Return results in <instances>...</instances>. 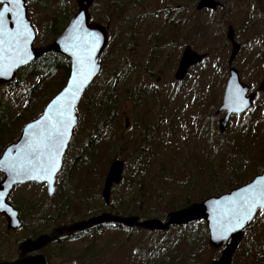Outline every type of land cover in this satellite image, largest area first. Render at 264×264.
<instances>
[{
    "label": "rangeland",
    "instance_id": "rangeland-1",
    "mask_svg": "<svg viewBox=\"0 0 264 264\" xmlns=\"http://www.w3.org/2000/svg\"><path fill=\"white\" fill-rule=\"evenodd\" d=\"M77 1L25 0L35 48L49 47L61 35L78 11ZM199 1L93 0L91 22L106 28L108 45L87 96L106 81L116 90L118 109L97 136L91 119L82 121L86 101L81 102L53 196L36 183L16 187L8 200L23 209L31 230L12 233L0 217V264L17 260L18 244L27 236L50 235L102 213L164 222L171 212L264 173V0H217L223 7L215 11H198ZM229 27L241 46L232 64ZM187 46L207 58L177 82ZM231 68L256 98L251 110L233 116L220 133L224 114L218 109ZM31 69L0 84V156L66 86L64 70L44 78ZM116 160L125 163L123 180L106 206L101 192ZM165 232L105 226L98 233L65 236L41 253L47 264H212L224 250L209 245L204 221ZM232 264H264V213L244 231Z\"/></svg>",
    "mask_w": 264,
    "mask_h": 264
},
{
    "label": "water",
    "instance_id": "water-1",
    "mask_svg": "<svg viewBox=\"0 0 264 264\" xmlns=\"http://www.w3.org/2000/svg\"><path fill=\"white\" fill-rule=\"evenodd\" d=\"M92 2L93 0H78V11L71 18L68 26L61 33V35L58 36L49 47L35 48L34 45L36 42V30L32 25L31 20L27 16V6L25 4V0H21L20 15L25 20L29 28L33 29V31L31 32V40L27 45L29 58L25 61V63L16 64L11 67V69L7 71V74H3L4 66L0 64V84L12 83L15 80L17 72L20 69L31 65L40 57H42L45 53L53 52L64 56L70 61L71 67L70 74L66 83L67 86L69 81L73 79L75 71L78 68L77 56L73 54L74 52H76V49L71 46L72 41L68 39L72 26L78 17L81 27L86 30L87 33L98 37V43L96 44V48L92 56V59L95 61V68L93 70L92 76H90L89 79L85 82L81 92L79 93V98L75 101V110L73 112V115L75 117V123L70 127L68 136L66 137V144L64 145L59 157L60 166L58 170L51 177L45 180L32 179L31 176L25 175H9L8 172L0 168V174L4 176L3 181H1L0 183V214L4 215L7 218V226L9 230H17L21 227V222L18 218L17 210L8 202V198L16 186L25 185L28 183L46 184L48 196L51 197L54 195L56 176L61 171L63 165V158L68 150L69 143L72 140L74 130L78 125L79 117L77 114V108L84 96V93L91 86V84L100 72L101 65L99 61L102 53L104 52L108 44V32L106 28L102 25L95 22H91V16L89 15L88 8L91 6ZM222 7L223 4L217 0H200L196 9L198 11H215L218 8ZM4 8H9V12L16 10V7L14 5H9L6 0L5 3L0 4V11H3ZM5 17L6 29L9 31H15L17 25L14 24L12 21L16 18L8 13L5 14ZM227 38L229 39L232 45V51L229 60V64H232L237 55L239 54L241 46L235 40V31L232 27L228 28ZM206 58L207 54H198L194 52L190 46H187L180 59L178 69L174 76L175 80L177 82L184 81L189 70L192 67L202 63ZM157 81L159 82V79ZM65 87L57 96H59L64 91ZM263 90L264 80L260 85V91ZM56 97H54L47 104L42 116L48 109L49 104L53 100H55ZM255 98L256 94L250 93V88L241 82L239 72L236 69L231 68L226 88L224 91L222 105L218 109V114H221L223 112L225 113L224 117L219 121L220 133H225L233 115H242L248 112L253 107ZM241 101L243 102L241 103ZM42 116H40L37 120H40ZM33 122H29L24 126L20 134V138L17 142L12 143L5 148L4 152L0 156V161H3L5 159V154L8 153L9 149L13 150L11 153H8L10 156L16 155L15 149L24 142V130L27 128V125ZM127 126H129V120L127 121ZM124 169L125 163L120 160L113 161L109 168L101 192V197L106 206H109L111 203V193L114 185L120 184L123 180ZM262 178H264V173L256 176L249 183L239 188H236L230 191L229 193L223 194L219 197H210L205 199L201 203L191 204L184 209L171 212L169 213L167 220L164 222L157 219L140 221V219L137 217L123 218L110 213H102L100 215L90 218L87 221L78 222L71 226L59 228L55 230L56 235H43L37 238L35 241L27 240L21 245V253L24 256L28 253L35 252L41 249L42 247L50 244L51 242L59 240L61 236L65 233L82 232L97 226H101L103 224L119 223L124 227L129 228L139 227L150 231L165 232L172 226L183 227L193 225L199 221H204L206 223L209 234V245L215 249L224 248L219 260L213 262L212 264H232L233 255L236 252L238 245L243 239L244 230L255 220L257 214L260 212H264V210H260L254 213V218L248 222H245L243 227L228 231L224 233L223 237H221L217 223V214L213 212V206L211 202L214 200H223L225 197L231 196L233 193L238 192L240 189L245 188L248 185L253 184L257 181L264 184V179ZM49 189H51V191H49ZM12 264H47V261L44 256L37 255L22 258L18 262Z\"/></svg>",
    "mask_w": 264,
    "mask_h": 264
},
{
    "label": "snow or ice",
    "instance_id": "snow-or-ice-1",
    "mask_svg": "<svg viewBox=\"0 0 264 264\" xmlns=\"http://www.w3.org/2000/svg\"><path fill=\"white\" fill-rule=\"evenodd\" d=\"M6 2L14 5L16 10L9 12V8H4L0 11V64L4 66L3 74L29 58L27 45L33 31L20 15L21 0ZM2 3L5 0H0V4ZM6 13L16 18L12 21L17 25L15 31L6 29ZM68 39L76 49L73 54L77 56L78 68L64 91L49 104L42 118L27 125L24 142L15 149L16 155L10 156L8 153L13 150L9 149L5 159L0 161V168L9 175L46 180L60 166L61 151L66 144L69 129L75 123V101L85 82L93 74L95 61L92 56L98 43V37L81 27L79 17L74 22ZM211 204L213 212L217 214L220 235L223 237L224 233L243 227L245 222L254 218L257 211L264 210V184L257 181L223 200H214Z\"/></svg>",
    "mask_w": 264,
    "mask_h": 264
},
{
    "label": "trees",
    "instance_id": "trees-1",
    "mask_svg": "<svg viewBox=\"0 0 264 264\" xmlns=\"http://www.w3.org/2000/svg\"><path fill=\"white\" fill-rule=\"evenodd\" d=\"M29 66H32L31 73L33 75H38L40 73H43L44 78H46L48 75H52L57 69L64 70L66 71V74L64 76H65V79L67 80L70 74L71 64H70V61L64 56L53 53V52H48V53H45L42 57H40L37 61H35ZM87 93L88 91L85 92L81 100V102L86 101L85 103L86 114L84 113V116H82V121L83 120L89 121L91 119L92 127H93L91 130V133H93L94 135L100 136L101 131L104 130L105 126L108 125L109 121L112 119L113 113L111 111L112 110L116 111L118 109L119 103L117 102L116 90L112 87H110L109 89L105 81L103 82V88L101 90L99 91L96 90L93 93V95H90V96H87ZM79 107L80 106H78V108ZM105 226L117 228L119 230H122V228H125L123 225L119 223H109L106 225L97 226L92 229H88L87 231L72 232L68 234L65 233L64 235L68 239L72 237L78 238L86 234L98 233L99 229ZM179 228H182V227H179ZM59 241H56V242H59ZM56 242L53 241V243L51 242L50 245L55 244Z\"/></svg>",
    "mask_w": 264,
    "mask_h": 264
},
{
    "label": "flooded vegetation",
    "instance_id": "flooded-vegetation-1",
    "mask_svg": "<svg viewBox=\"0 0 264 264\" xmlns=\"http://www.w3.org/2000/svg\"><path fill=\"white\" fill-rule=\"evenodd\" d=\"M100 64H101V59H100ZM28 67V66H27ZM101 68H102V65H101ZM20 71V70H19ZM18 71V72H19ZM18 72H17V74H18ZM99 76V75H98ZM97 76V77H98ZM17 77V76H16ZM97 79V78H96ZM95 79V80H96ZM224 115H225V113H223ZM56 180H57V178H56ZM26 185H28V184H25V185H20V187H24V186H26ZM40 185H44L45 187H46V189H47V185L46 184H40ZM16 187H18V186H16ZM16 187L13 189V191L11 192V194L14 192V190L16 189ZM55 189H56V182H55ZM11 194H10V196H11ZM9 196V197H10ZM9 199V198H8ZM21 201H24V199H22ZM8 202H9V200H8ZM9 204H11L16 210H17V212H18V218H19V220H20V222H21V227L19 228V229H17V230H10L12 233H18L19 231H24V232H26V233H28V231H30L31 229L28 227V224L26 223V221H25V215H24V211H23V209L18 205V204H14V203H10L9 202ZM0 217H3L6 221H7V218L4 216V215H1L0 214ZM51 234H53V235H56V233H55V231L54 232H52ZM50 234V235H51ZM66 234H68V233H66ZM43 235H47L46 233H43V232H41L40 234H38V235H36V236H32V235H30V236H27L26 238H24V239H22V241L21 242H19V244H18V247H19V253H18V257H17V260L15 261V262H13V263H16V262H18L19 260H21L22 258H26V257H31V256H37V255H42V256H44L45 257V259H46V256L44 255V254H42L41 252L43 251V249L44 248H46L48 245H46V246H44V247H42L41 249H39V250H37V251H35V252H31V253H28V254H26V255H22V253H21V245L23 244V242H25V241H27V240H32V241H35L37 238H39V237H41V236H43ZM63 237H65V235H62L61 236V238H63ZM60 238V239H61ZM59 239V240H60ZM59 240H57V241H59ZM54 242H56V241H54ZM53 243V242H52ZM51 244V243H50ZM46 261H47V259H46Z\"/></svg>",
    "mask_w": 264,
    "mask_h": 264
}]
</instances>
